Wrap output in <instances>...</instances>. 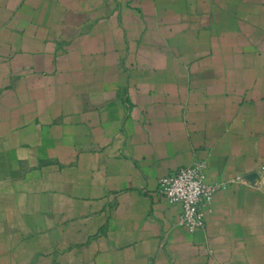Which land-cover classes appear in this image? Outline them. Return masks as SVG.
I'll use <instances>...</instances> for the list:
<instances>
[{
	"label": "crops",
	"instance_id": "1",
	"mask_svg": "<svg viewBox=\"0 0 264 264\" xmlns=\"http://www.w3.org/2000/svg\"><path fill=\"white\" fill-rule=\"evenodd\" d=\"M0 264H264V0H0Z\"/></svg>",
	"mask_w": 264,
	"mask_h": 264
},
{
	"label": "built area",
	"instance_id": "2",
	"mask_svg": "<svg viewBox=\"0 0 264 264\" xmlns=\"http://www.w3.org/2000/svg\"><path fill=\"white\" fill-rule=\"evenodd\" d=\"M206 169L207 164L199 161L159 180V195L167 203L180 207L178 226L190 233L205 228L206 209L220 188L206 182Z\"/></svg>",
	"mask_w": 264,
	"mask_h": 264
}]
</instances>
